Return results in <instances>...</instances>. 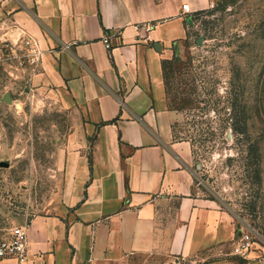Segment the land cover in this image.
I'll return each mask as SVG.
<instances>
[{"label":"crops","instance_id":"crops-1","mask_svg":"<svg viewBox=\"0 0 264 264\" xmlns=\"http://www.w3.org/2000/svg\"><path fill=\"white\" fill-rule=\"evenodd\" d=\"M184 4L209 0H0V47L39 44L25 74L72 125L63 198L27 224L29 264H262L233 254L242 223L199 193L193 145L175 137L163 61L195 28Z\"/></svg>","mask_w":264,"mask_h":264},{"label":"rangeland","instance_id":"rangeland-1","mask_svg":"<svg viewBox=\"0 0 264 264\" xmlns=\"http://www.w3.org/2000/svg\"><path fill=\"white\" fill-rule=\"evenodd\" d=\"M193 19L169 96L174 106L185 97L199 102L183 106L175 132L194 144L199 193L256 232L253 251L264 264V0H209ZM26 66L13 60L0 67V162H9L0 167V242L56 211L64 194L59 153L72 130L70 113L31 85ZM233 122L246 123L250 140L233 132Z\"/></svg>","mask_w":264,"mask_h":264},{"label":"built area","instance_id":"built-area-1","mask_svg":"<svg viewBox=\"0 0 264 264\" xmlns=\"http://www.w3.org/2000/svg\"><path fill=\"white\" fill-rule=\"evenodd\" d=\"M183 13L193 14L194 11L189 4L183 5ZM147 30L151 28L146 25ZM105 42L110 47V36L105 37ZM44 51L39 44L33 40H26L20 43H5L0 47V67L5 62L10 63L18 60L34 68H38L43 61ZM256 232L242 223L241 235L234 248L233 254L246 256L253 250ZM0 258H11L15 264H29V239L27 225L17 230L13 236L5 238L0 242Z\"/></svg>","mask_w":264,"mask_h":264},{"label":"trees","instance_id":"trees-1","mask_svg":"<svg viewBox=\"0 0 264 264\" xmlns=\"http://www.w3.org/2000/svg\"><path fill=\"white\" fill-rule=\"evenodd\" d=\"M182 64H183V60L178 55H175L170 60H164L163 61L164 82H165V87H166V91H167V95H168L169 100H170V96H169V92H170L169 91V78H170V75L173 73L174 68H176ZM195 102L197 103V102H199V100L195 101L193 99L185 97V98L180 99V104L178 106H176V105L174 106L173 104L172 105H173L174 109L181 111L183 106L194 105ZM229 127L233 130V132H235L239 135H243L245 137L244 139L250 140V136L248 134V127H247L246 123H239V122L234 123L233 122V123H230ZM175 137L176 138H183V137H179L177 134ZM187 140H189L192 143L193 149H194V144H193L192 140H190V139H187ZM250 147H251V151L254 153V157L256 159V164L258 166H260L259 160H260L261 155H260L259 145L257 143H254V144H251ZM194 155H195V149H194ZM255 173H256V178H258L260 180L259 168L255 170Z\"/></svg>","mask_w":264,"mask_h":264},{"label":"water","instance_id":"water-1","mask_svg":"<svg viewBox=\"0 0 264 264\" xmlns=\"http://www.w3.org/2000/svg\"><path fill=\"white\" fill-rule=\"evenodd\" d=\"M5 100L7 102H10L11 101V97L9 95H7ZM8 166H9V162H7V161L0 162V167H8Z\"/></svg>","mask_w":264,"mask_h":264}]
</instances>
